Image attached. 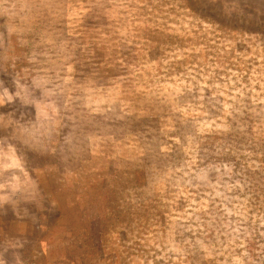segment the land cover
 Returning a JSON list of instances; mask_svg holds the SVG:
<instances>
[{
	"label": "rangeland",
	"instance_id": "1",
	"mask_svg": "<svg viewBox=\"0 0 264 264\" xmlns=\"http://www.w3.org/2000/svg\"><path fill=\"white\" fill-rule=\"evenodd\" d=\"M0 264H264V0H0Z\"/></svg>",
	"mask_w": 264,
	"mask_h": 264
}]
</instances>
